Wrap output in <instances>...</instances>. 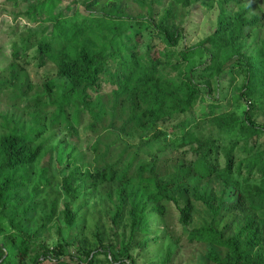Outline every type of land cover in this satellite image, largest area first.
I'll use <instances>...</instances> for the list:
<instances>
[{
	"label": "trees",
	"instance_id": "obj_1",
	"mask_svg": "<svg viewBox=\"0 0 264 264\" xmlns=\"http://www.w3.org/2000/svg\"><path fill=\"white\" fill-rule=\"evenodd\" d=\"M67 1L35 0L26 16L39 38L36 45L27 40L23 52L26 57L31 50L39 67L56 68L57 79L49 85L59 102L49 96L57 105L53 125L76 131L82 114L88 115L87 129L96 137L93 164L80 171L74 149L62 140L55 146L56 167L40 166L49 153L43 141L46 115L28 133L13 128L0 134V264H139L134 252L151 243L152 218L164 214L165 201L178 205L185 228L195 214L209 218L189 232L191 244H207L209 261L264 264V126L252 121L264 111V40L256 56L242 52L244 40L260 26L258 15L247 16L252 5L232 15L225 14V5L239 0H210L215 23L192 41L189 22L202 19L201 10L195 15L193 10L207 0H172L162 14L155 4L163 0H83L85 14L74 7L78 0ZM228 49L220 62L218 53ZM19 55L15 51L14 59ZM235 57L246 66L245 80L234 90L237 105L241 102L236 113L221 115L216 124L218 133L232 137L219 168V138L199 139L194 129L221 113L226 97L220 96V79ZM18 66L10 65L16 80ZM104 84L112 88L107 93L100 92ZM14 87L25 95L23 77ZM30 100L39 106V98ZM73 106L70 121L67 108ZM167 136L179 142L177 150L184 146L170 161L171 170L166 156L140 159L141 146ZM136 137L139 143L129 142ZM106 182L118 185L110 230L99 231L107 243L85 259L73 256L67 247L79 243L88 223L81 208ZM177 195L187 196L185 206H179ZM81 196L85 202L73 208ZM42 204L48 208L45 224L58 218L53 248L42 240L37 221ZM226 207L249 209L229 238L215 227Z\"/></svg>",
	"mask_w": 264,
	"mask_h": 264
},
{
	"label": "rangeland",
	"instance_id": "obj_2",
	"mask_svg": "<svg viewBox=\"0 0 264 264\" xmlns=\"http://www.w3.org/2000/svg\"><path fill=\"white\" fill-rule=\"evenodd\" d=\"M64 1L65 5H69L70 2ZM81 1L83 0H78V4L74 7H77L78 11L85 14ZM214 1L219 2L220 0ZM171 2L172 0H163L162 4H155L157 12L162 14ZM34 3L36 4L35 0H0V134L7 133L13 128L23 133H28L32 127L38 125L39 116L46 115V131L43 134V141L47 142L46 150L49 153H45L40 166H45L46 168L56 167L57 153L55 152V146L63 140L74 149L73 155L78 160L77 166L81 169L80 171H85L88 166L93 164L94 153L92 145L96 140L94 134L87 129L88 115L82 114L81 124L77 126L76 131L70 128L68 124L62 126L53 125L52 117L57 105L49 103V101H55L57 93L55 87L51 89L49 85L57 79L56 68L52 65L39 67V63L33 57L34 54L31 50L28 51L26 57L24 56L23 50L25 49L27 40L30 41V44L36 45L39 38V35H35L32 30L36 27L26 16L29 7L34 5ZM210 3L211 1L207 0L205 6H199L196 10H193L192 14L195 15L196 11L200 9L202 19L198 21V19L193 18L189 22L190 38L192 41L204 36L207 24L211 22L215 23L214 18L217 15V10L210 9ZM246 4L252 5V9L247 16L258 15L261 20L259 22L260 26L252 30L250 36L244 40L246 46L242 52L248 56H256L258 54L257 49L262 46L261 44L264 40V0H239V3L237 1L229 2L225 5V14L234 15L239 12L242 6L245 7ZM134 5L135 7L138 6V4ZM64 8L62 5L58 11ZM181 8L180 5L176 6L175 11L179 12L182 10ZM143 12H145V9H143ZM17 50H19L20 55L18 59H14V52ZM218 54L219 61L223 62L224 57L229 54V49L221 51ZM14 61L19 64L17 68L19 80L13 78V70L10 67ZM245 68V64L238 57L227 63L225 72L220 79L219 93L221 97H226V101L223 102V109L220 110L221 113L209 116L207 120L200 121V124L195 126L194 129L195 136L199 139L204 140L212 136L219 138L218 144L221 147L218 159L219 168L224 166V155L228 150L232 137L218 133L216 124L221 115L230 117L237 111V106L241 105V102L237 105L234 90L242 88L245 80ZM21 77H23L25 84L24 96H21L19 92L16 93V88L14 87L20 85ZM111 89L109 85L104 84L100 92L107 93ZM51 94L54 95V99L50 100L49 96ZM32 98L40 99L39 106H36L30 100ZM54 103L59 102L56 100ZM75 108V106L67 108L70 121L73 118L72 113H74ZM182 119V116L178 117L175 124ZM252 121L257 125L264 126V111L259 110ZM128 140L133 144L139 143L137 137L133 139L128 138ZM177 147H179V142L174 143L173 137L167 136V138H161L147 146H141L139 157L142 160H149L159 156H166L168 157V169L171 170L170 161L175 160L179 154L181 155L184 146L180 147L179 150H177ZM134 170L135 168L132 171ZM67 172H61L59 175H64ZM117 186V184L110 182L102 184L87 199L88 204H83L84 206L81 209L83 212H86V216L88 217L84 236L79 240V243L67 247V253L73 256L81 254L83 259H85L86 253L96 250L104 243H107V241L100 239V232H109L110 230V213L116 211ZM176 198L180 207L186 205L187 196L177 195ZM81 202H85L84 196L79 197L78 201L72 205L73 208H78ZM164 207L165 212L163 215H157L152 218L151 230L154 231V234L151 235L152 240L149 246L140 253L139 248L134 252L139 264H215L206 258L207 244L202 242L191 244L189 241V232L193 228L209 222V218L205 217L203 213L199 215L195 214L193 222L185 228L181 223L178 205L174 201H165ZM61 208L62 205L60 204ZM128 211L129 206L125 208V212L128 213ZM248 211L249 209L247 211L230 210L226 207L215 221L216 229L224 231L226 238L233 236L244 224V217ZM37 214V221L42 228V240L46 241L53 248L57 242L56 232L58 227L56 223L58 218L53 220V222L49 221L45 224L48 217V208L45 204L40 206ZM153 237H158L159 239L154 241L153 239L155 238ZM2 240L3 238L0 236V242ZM169 253H172V257L168 260ZM121 256L125 257L126 255Z\"/></svg>",
	"mask_w": 264,
	"mask_h": 264
}]
</instances>
